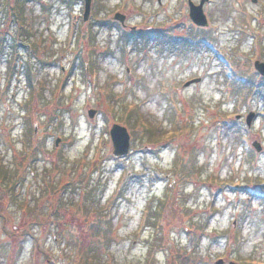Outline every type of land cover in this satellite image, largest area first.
<instances>
[{"label": "rangeland", "instance_id": "rangeland-1", "mask_svg": "<svg viewBox=\"0 0 264 264\" xmlns=\"http://www.w3.org/2000/svg\"><path fill=\"white\" fill-rule=\"evenodd\" d=\"M204 9L0 0V264H264V0Z\"/></svg>", "mask_w": 264, "mask_h": 264}, {"label": "water", "instance_id": "water-1", "mask_svg": "<svg viewBox=\"0 0 264 264\" xmlns=\"http://www.w3.org/2000/svg\"><path fill=\"white\" fill-rule=\"evenodd\" d=\"M85 1V12H84V20L86 21L89 18L90 12H91V5L92 0H84ZM209 0H201L198 5L194 4L191 0L189 1L190 5V17L196 23L200 26H207L208 20L207 16L204 13L203 6L204 4ZM126 16L123 13L117 12L114 16V19L119 20L120 22L124 23ZM255 68L258 72L261 73V75L264 76V62L257 60L255 61ZM198 83L200 82V78H196L193 80H190L185 83V86H189L192 83ZM95 109H90L88 114L90 117H94L96 114ZM239 118V116H238ZM255 118V113L251 112L247 116V124L251 126L253 119ZM111 139L113 142V154L115 157L124 156L129 153L130 150V133L126 126L120 125V124H113L111 130H110ZM60 142V139L56 140V144L58 145ZM253 147L260 152L262 150V145L258 141H254L252 143ZM224 259H219L216 261V264H224ZM229 264H240L235 261H230Z\"/></svg>", "mask_w": 264, "mask_h": 264}, {"label": "trees", "instance_id": "trees-1", "mask_svg": "<svg viewBox=\"0 0 264 264\" xmlns=\"http://www.w3.org/2000/svg\"><path fill=\"white\" fill-rule=\"evenodd\" d=\"M18 1H20V3L23 1V0H18ZM149 35L148 34H144V35H139L138 37H137V41H139V40H141V39H144V40H148L149 39ZM89 236H90V239H92L94 236H93V232H91V233H89ZM91 242V241H90ZM83 247H84V249L86 248H89V247H87L85 244L83 245ZM85 249V250H86ZM92 252V251H91ZM90 252V253H91Z\"/></svg>", "mask_w": 264, "mask_h": 264}, {"label": "flooded vegetation", "instance_id": "flooded-vegetation-1", "mask_svg": "<svg viewBox=\"0 0 264 264\" xmlns=\"http://www.w3.org/2000/svg\"><path fill=\"white\" fill-rule=\"evenodd\" d=\"M46 222V221H45ZM47 224V223H46ZM49 224V223H48Z\"/></svg>", "mask_w": 264, "mask_h": 264}]
</instances>
